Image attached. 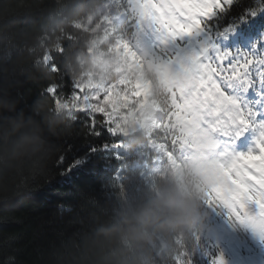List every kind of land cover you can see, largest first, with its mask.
I'll return each mask as SVG.
<instances>
[{"label": "trees", "instance_id": "trees-1", "mask_svg": "<svg viewBox=\"0 0 264 264\" xmlns=\"http://www.w3.org/2000/svg\"><path fill=\"white\" fill-rule=\"evenodd\" d=\"M57 3L12 0L10 6L0 7V33L28 37L22 47L9 40L7 47L0 49V103L13 109L4 116L16 117L0 131L8 142L7 151H0V264H119V258L137 247V241L151 244L157 264H177L178 256L191 264H213L218 257L217 244L203 225L192 231L190 239L185 232H178L172 237L174 244L158 231L125 227L132 220L142 225L149 222L147 211L162 195L165 184L174 185L188 198L168 164L165 172L143 177L125 158L116 156L113 147L118 139L106 122L84 113L65 114L68 126L64 127L40 115L45 110L59 113L49 86H58L63 99L74 91L70 77L76 80L81 74L54 70L53 64L62 57L54 49L63 47L65 52L71 48L79 53L76 60L81 69L80 60L86 58L93 37H86L69 22L66 33L53 44L42 23L47 12H57ZM95 3L98 7L90 21L78 18L92 25L93 34L101 27L98 17L117 6L110 0ZM211 25L215 47L220 38L237 56H264V0H235L213 17ZM122 30L134 41L136 21L129 16ZM65 35L74 36L67 40L62 38ZM45 54L51 56L50 76L38 72V66H47ZM63 73L68 76H61ZM153 79L161 106L170 104ZM261 88L264 82L251 86ZM151 141L165 142L157 140L154 132ZM173 155L181 160L177 149ZM163 162L167 163L165 156ZM195 181L194 176H185L190 194L202 205L205 196ZM226 228L230 231L233 226Z\"/></svg>", "mask_w": 264, "mask_h": 264}, {"label": "snow or ice", "instance_id": "snow-or-ice-1", "mask_svg": "<svg viewBox=\"0 0 264 264\" xmlns=\"http://www.w3.org/2000/svg\"><path fill=\"white\" fill-rule=\"evenodd\" d=\"M233 3L235 0H123L118 3L120 12L154 29L160 43L141 53L129 40L117 36L113 51L132 65L164 66L173 77L166 91L170 104L161 107L153 100L150 84L135 76L120 75L102 83L73 80L69 76L74 91L70 96L63 95L67 108L74 113L92 112L93 120L107 122L113 132L124 131L142 113H153L156 139L165 141L157 143V148L165 155L175 154L185 141L214 147L213 131L242 134L255 114L230 89L236 84L251 87L264 82V56L249 53L237 56L227 50H218L214 57L209 55V50L215 47L209 33L211 21ZM67 7L65 0H58L56 11L65 19H68L64 16ZM86 18L90 21L92 15ZM71 22L86 37L93 35L91 24L86 25L78 18H72ZM98 23L101 27L97 33L114 29L109 15L102 14ZM72 36L62 38L70 40ZM54 50L64 53L63 47ZM50 58V54L43 56L45 62ZM53 69L58 71V64L54 63ZM57 89L58 86L50 85L48 92L59 102L61 94ZM210 173L212 183L206 189V201L225 206L230 217L252 226L264 238V131L255 150L241 152L228 163L216 162ZM213 264H224L223 257L215 258Z\"/></svg>", "mask_w": 264, "mask_h": 264}, {"label": "rangeland", "instance_id": "rangeland-1", "mask_svg": "<svg viewBox=\"0 0 264 264\" xmlns=\"http://www.w3.org/2000/svg\"><path fill=\"white\" fill-rule=\"evenodd\" d=\"M110 1L112 4L123 2V0ZM106 15H109L112 19L114 29L107 33L104 31L99 33L97 31L94 32L91 42L88 44L87 54L97 53V55L91 59L86 55V58L80 60L81 74L76 80L85 82L92 80L96 83H102L120 75L138 77L136 69L133 68L132 64L125 62L121 54L113 51L117 36L129 40L133 47L141 53L152 50L156 44L160 43L154 29L148 27L144 22H136L134 42L125 36L122 26L129 15L120 12L118 6L115 10H110ZM218 50L228 51L226 42L220 38L217 41L215 49L209 50V55L214 57ZM50 63V60L45 62L46 65ZM143 66L152 84L154 91L153 100L159 103L153 77L161 85V91L165 94L172 84V74L160 64ZM121 88L127 90L124 85H121ZM230 90L234 95H238L241 98V102L255 114L251 118L252 123L247 130L243 131L238 138L234 137L233 139L230 138V135H233L235 132L225 134L223 131H213L214 147L192 144L185 141L178 149L180 155L185 156L182 162L184 176L186 174L194 176L199 191L205 196L202 203L204 215L200 225H203L207 229L209 228L208 234L217 244L218 257H223L224 264H264V238L252 226L230 217L228 209L225 206L210 204L206 201V189L212 183L210 173L212 166L218 161L228 163L235 155L241 152L246 153L255 150L260 133L264 131V128L261 127V125H264V89H260L259 91L256 89L252 90L251 87L236 84ZM55 107L59 113H64L69 117H74L78 113H84L90 118L93 117L92 112H72L67 108L66 102L63 99L59 102L55 100ZM148 116L149 113H142L140 116L134 117L122 132H113L111 126L106 122L111 134L118 139L117 144L113 147L116 156L125 158L127 163L131 164L132 169L136 173L140 172L143 177L154 173L161 174L166 171V165L163 163L161 157L152 159V151L160 154L164 153L157 148V144L153 142L145 143L144 141L146 139L150 140L152 132L155 131L154 127L146 125ZM168 161L169 165H171L169 157ZM171 167L176 173L175 168L172 165ZM181 188L182 190L184 189L183 186ZM252 207L254 208L255 206L253 205ZM227 225L233 226V229L228 231ZM156 238L160 239L157 235ZM152 244H155V242L152 241ZM164 246L165 244L162 243V248ZM176 261L177 264H191L182 256L176 257Z\"/></svg>", "mask_w": 264, "mask_h": 264}, {"label": "clouds", "instance_id": "clouds-1", "mask_svg": "<svg viewBox=\"0 0 264 264\" xmlns=\"http://www.w3.org/2000/svg\"><path fill=\"white\" fill-rule=\"evenodd\" d=\"M11 3L12 0H3V4H0V7L10 6ZM66 3L68 7L65 10L64 16H67L68 19L63 18L55 11H51L47 12L46 18L42 23L46 32L52 37L53 44H55L62 34L66 33V24L71 22L72 18H79L81 16L86 18L88 15L94 14L98 7L95 0H66ZM27 39V35L23 34H13L9 31L0 33V49L6 48L9 40L14 41L22 47L27 42ZM78 55L79 53H74L71 48H66L60 60L57 61L59 68L66 70L71 75H78L81 71L76 60ZM87 55L91 59L97 53ZM52 71L51 64L38 66V72L45 76H50ZM12 110L9 105L0 103V131H2L8 121L16 118L4 116L5 111ZM40 115L47 116L51 120L56 121L58 126H68L64 121V113L45 110ZM7 149V139L0 134V151H7ZM161 192L162 195L158 198L157 202L147 211L149 222L146 225H142L137 220H132L130 225H125V227L134 229L146 227L150 233L158 231L159 234L165 235L173 244L174 240H172V237L180 231L185 232L186 236L190 239L192 231L199 227L203 217L200 200L183 196L174 185L165 184L161 188ZM153 252L151 244H148L146 241H137V247L126 251L119 258V264H157Z\"/></svg>", "mask_w": 264, "mask_h": 264}, {"label": "bare ground", "instance_id": "bare-ground-1", "mask_svg": "<svg viewBox=\"0 0 264 264\" xmlns=\"http://www.w3.org/2000/svg\"><path fill=\"white\" fill-rule=\"evenodd\" d=\"M134 50V49H133ZM133 68L136 69V72L138 74L137 79L141 81H147L150 86L152 87V84L150 82V79L148 78L143 64H137V65H132ZM153 113H149L148 118L146 119V125L154 127L155 121L152 119ZM172 166L175 168V171L178 175H181L183 173V166L182 164L176 159V158H170Z\"/></svg>", "mask_w": 264, "mask_h": 264}]
</instances>
